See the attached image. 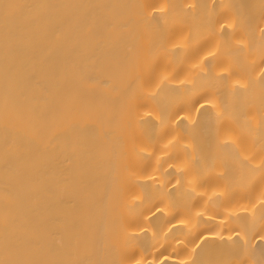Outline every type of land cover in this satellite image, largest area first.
<instances>
[{"label":"bare ground","instance_id":"bare-ground-1","mask_svg":"<svg viewBox=\"0 0 264 264\" xmlns=\"http://www.w3.org/2000/svg\"><path fill=\"white\" fill-rule=\"evenodd\" d=\"M0 264H264V0H0Z\"/></svg>","mask_w":264,"mask_h":264}]
</instances>
